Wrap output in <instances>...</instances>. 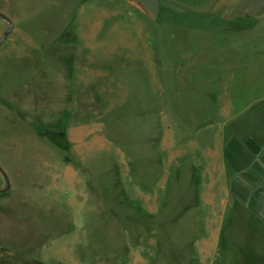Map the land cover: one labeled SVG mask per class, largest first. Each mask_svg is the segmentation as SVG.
Returning a JSON list of instances; mask_svg holds the SVG:
<instances>
[{
    "label": "rangeland",
    "instance_id": "obj_1",
    "mask_svg": "<svg viewBox=\"0 0 264 264\" xmlns=\"http://www.w3.org/2000/svg\"><path fill=\"white\" fill-rule=\"evenodd\" d=\"M188 8L0 0V242L51 264L209 251L223 148L264 134V14Z\"/></svg>",
    "mask_w": 264,
    "mask_h": 264
},
{
    "label": "crops",
    "instance_id": "obj_2",
    "mask_svg": "<svg viewBox=\"0 0 264 264\" xmlns=\"http://www.w3.org/2000/svg\"><path fill=\"white\" fill-rule=\"evenodd\" d=\"M124 1L134 8L148 9L154 15L166 7L176 6L213 13L225 21L258 18L264 14V0ZM222 157L224 168L230 173L225 214L212 233L209 251L185 253V260L189 262L185 264H264V134L233 135L224 146ZM165 263L179 264L180 261L169 257ZM0 264L51 263L39 254L0 242Z\"/></svg>",
    "mask_w": 264,
    "mask_h": 264
},
{
    "label": "water",
    "instance_id": "obj_3",
    "mask_svg": "<svg viewBox=\"0 0 264 264\" xmlns=\"http://www.w3.org/2000/svg\"><path fill=\"white\" fill-rule=\"evenodd\" d=\"M0 17L3 18L4 20H6L9 24L11 23L10 20L4 14L0 13ZM6 34L7 33H4L2 35V37H0V43L6 38ZM0 173L2 174V176L5 180V183H6L5 189L1 190L0 193H5L10 189V183H9V180H8L6 174L4 173V171L1 168H0Z\"/></svg>",
    "mask_w": 264,
    "mask_h": 264
}]
</instances>
